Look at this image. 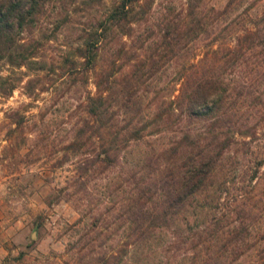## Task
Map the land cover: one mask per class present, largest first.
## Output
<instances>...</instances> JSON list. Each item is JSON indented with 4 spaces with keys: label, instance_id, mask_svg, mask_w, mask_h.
Listing matches in <instances>:
<instances>
[{
    "label": "trees",
    "instance_id": "trees-1",
    "mask_svg": "<svg viewBox=\"0 0 264 264\" xmlns=\"http://www.w3.org/2000/svg\"><path fill=\"white\" fill-rule=\"evenodd\" d=\"M53 1L0 0V58L27 68L37 62L43 41L64 30L58 23L49 28L51 21L43 17ZM153 1L112 0L68 56L75 67L95 72L107 37L132 35L140 20L159 26L170 50L166 110L134 92L109 104L103 87L114 86V72L95 76L96 91L87 95L93 119L73 130L70 143L81 146L87 133L98 137L99 164L110 169L121 159L138 176L132 185L125 175L99 177L90 188L96 199L77 205L72 224L96 233L94 249L86 253L89 264H264V30L259 25L264 9L262 15L247 10L236 21L228 20L237 14L232 15L234 0L213 5V39L201 43V3L160 0L164 6L156 9L157 17ZM121 110L126 123L117 128ZM164 117L159 130L170 139L133 151L131 142L142 138L152 120ZM181 143L188 149L178 151ZM168 149L176 153L170 156ZM144 159L156 163L146 169ZM79 174L75 165L72 177Z\"/></svg>",
    "mask_w": 264,
    "mask_h": 264
},
{
    "label": "rangeland",
    "instance_id": "rangeland-1",
    "mask_svg": "<svg viewBox=\"0 0 264 264\" xmlns=\"http://www.w3.org/2000/svg\"><path fill=\"white\" fill-rule=\"evenodd\" d=\"M111 1L49 2L43 17L51 21L47 22L49 28L58 23L64 30L43 41L35 59L44 62L35 60L27 68L25 64L12 65L0 58V74L4 78L0 80V264H89L86 253L94 249H90V243L96 233L88 225L75 227L72 224L79 216L77 205L89 197L96 199L90 188L101 176L125 175L131 185L133 176H138L137 169H127L121 159L110 169L99 164L95 155L99 149L98 137L88 138L87 133L81 139V146L70 143L73 130L83 126L85 120L93 119L87 111V95L96 91L95 76L105 77L106 73L114 72V86L103 87L110 94L109 104L123 102L134 92L136 97L142 94L146 103L151 101L152 106L167 109L170 50L166 48L163 30L151 21L140 20L130 36L107 37L95 72L78 64L75 67L76 63L68 58L79 37L95 25ZM226 1L194 0L203 5L205 12L201 43L213 39L211 7H222ZM169 2L177 4L180 0ZM160 6H164V1H153L152 10L157 17L160 13L156 9ZM234 9L232 15L237 13L236 16L228 20L242 19L247 10L262 15L264 0H234ZM172 13L176 16L177 10ZM259 25L264 30V19ZM17 52L15 50L12 56ZM118 109L111 107L113 111ZM123 117L121 110L116 115L117 128L124 127ZM164 120L165 117L152 120L142 138L131 142L133 151L149 149L161 140L168 141L170 133L159 130ZM170 120L175 123L174 128L177 119L172 115ZM187 146L181 143L178 151L188 149ZM173 150H167L170 156L176 153ZM141 161L146 169L156 163L154 160L148 163L147 159ZM75 165H78L79 177H72ZM113 212L116 215V211ZM110 243L114 244L115 239L111 238ZM99 247L103 248V244Z\"/></svg>",
    "mask_w": 264,
    "mask_h": 264
}]
</instances>
